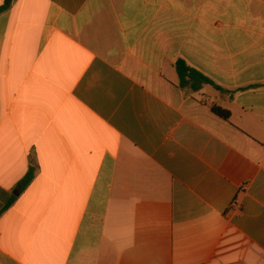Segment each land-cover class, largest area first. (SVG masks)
Segmentation results:
<instances>
[{"label":"crops","instance_id":"obj_1","mask_svg":"<svg viewBox=\"0 0 264 264\" xmlns=\"http://www.w3.org/2000/svg\"><path fill=\"white\" fill-rule=\"evenodd\" d=\"M0 264H264V0H9Z\"/></svg>","mask_w":264,"mask_h":264},{"label":"trees","instance_id":"obj_2","mask_svg":"<svg viewBox=\"0 0 264 264\" xmlns=\"http://www.w3.org/2000/svg\"><path fill=\"white\" fill-rule=\"evenodd\" d=\"M9 7V0H6L4 5L0 8V13L5 11ZM177 77H178V86L182 89H188L192 92H196L201 89V87L205 85H209L216 90L222 91V89L217 86L212 80H210L208 77L204 76L199 71L191 68L188 66L183 60H177L174 65ZM215 114H217L220 117L228 118L229 113L226 111H223L219 108H213L212 109ZM34 171L35 169L33 167H30L25 174V176L22 178V180L18 183L17 191L23 192L29 184L32 182L34 177ZM15 197H11L10 200L7 202L5 207L3 208V211L8 209L15 201Z\"/></svg>","mask_w":264,"mask_h":264},{"label":"built area","instance_id":"obj_3","mask_svg":"<svg viewBox=\"0 0 264 264\" xmlns=\"http://www.w3.org/2000/svg\"><path fill=\"white\" fill-rule=\"evenodd\" d=\"M236 204L235 203H233V206H235Z\"/></svg>","mask_w":264,"mask_h":264}]
</instances>
